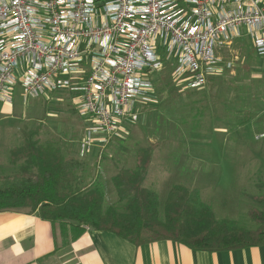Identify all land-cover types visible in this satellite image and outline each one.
Here are the masks:
<instances>
[{"label": "built area", "instance_id": "built-area-1", "mask_svg": "<svg viewBox=\"0 0 264 264\" xmlns=\"http://www.w3.org/2000/svg\"><path fill=\"white\" fill-rule=\"evenodd\" d=\"M245 36L264 72V0H0V104L19 88L25 101L74 100L92 123L86 155L142 119L168 65L184 89L202 87L233 71Z\"/></svg>", "mask_w": 264, "mask_h": 264}, {"label": "rangeland", "instance_id": "rangeland-1", "mask_svg": "<svg viewBox=\"0 0 264 264\" xmlns=\"http://www.w3.org/2000/svg\"><path fill=\"white\" fill-rule=\"evenodd\" d=\"M241 29L246 32L244 26ZM232 50L240 54V61L233 71H226L222 75L224 78L194 89H184L167 66L155 76L154 101L143 105L142 119L131 124L127 134L113 139L102 150L97 146L92 148L106 154L96 166L100 167L99 172L102 168L100 175L107 186V204L117 199L112 175L121 167L133 166L140 146L151 143L157 145L158 154L145 183L149 186L158 184L153 189L160 191L162 209L167 197L164 184L179 181L180 175H186L180 170L176 149L191 148L200 151L197 154L204 165L216 162L219 167L216 166L205 182L199 183L196 178L192 183L191 179H181L178 183L188 187L194 183L202 186L203 199L212 204L218 217L245 220L250 204L245 195L257 192L256 171L264 166V138L256 139L257 133L264 132V86L259 80L263 76L257 74L263 72V63L249 36L237 40ZM221 53L226 58L232 56L229 48H223ZM19 92L21 88L15 95L16 109L2 111L3 107H0V172H14L15 167L7 159L10 150L22 139L20 130L25 126L42 124L39 136L42 142L54 141L64 151H79L92 123L74 109V100L45 95L29 98L24 103ZM244 109H252L255 114L250 122L240 125ZM90 154L83 157L87 159L91 173L95 169V160Z\"/></svg>", "mask_w": 264, "mask_h": 264}, {"label": "trees", "instance_id": "trees-1", "mask_svg": "<svg viewBox=\"0 0 264 264\" xmlns=\"http://www.w3.org/2000/svg\"><path fill=\"white\" fill-rule=\"evenodd\" d=\"M218 78L224 77L211 76L208 83ZM259 80L264 86V75ZM254 114L244 109L239 124H247ZM41 132L42 124L25 126L20 143L10 150L9 162L15 170L0 174V211L39 209L56 219L112 231L137 245L169 239L192 249L217 251L264 244V166L256 171L257 192L245 195L250 203L245 220L218 217L200 188L183 183L170 188L162 209L159 193L143 183L158 148L150 143L140 146L133 166L121 167L112 176L117 199L107 204V190L96 166L106 154L102 151L101 158L95 157L90 173L85 155L64 151L54 141L42 142Z\"/></svg>", "mask_w": 264, "mask_h": 264}, {"label": "crops", "instance_id": "crops-1", "mask_svg": "<svg viewBox=\"0 0 264 264\" xmlns=\"http://www.w3.org/2000/svg\"><path fill=\"white\" fill-rule=\"evenodd\" d=\"M263 75L264 72L260 76ZM18 94L26 103L21 92ZM15 106V100L12 106L0 104L2 111L16 109ZM157 149L153 150L152 161L143 182L150 188L158 185L154 186L153 183L149 186L145 183L158 154ZM176 150L175 153L180 157V170L186 173L185 177L182 175L184 178L180 175L182 181L191 179L192 183L193 179L198 178L199 183L205 182L218 166L215 162L207 165L210 167L206 169L203 161L200 162V154H197L200 151L195 152L191 148ZM92 151L90 153L93 155L88 154L94 160L98 156L101 158L102 152L98 148ZM100 172L103 173L102 168ZM180 180L164 184L167 195L174 184L182 182ZM191 187L200 188L203 195L202 186L194 183ZM155 190L160 196V191ZM0 264H264V244L217 251L196 250L169 239L137 245L112 231L94 229L88 224H78L72 220L56 219L39 209L30 211L27 208H13L0 211Z\"/></svg>", "mask_w": 264, "mask_h": 264}]
</instances>
